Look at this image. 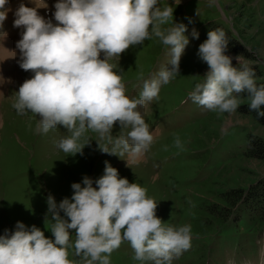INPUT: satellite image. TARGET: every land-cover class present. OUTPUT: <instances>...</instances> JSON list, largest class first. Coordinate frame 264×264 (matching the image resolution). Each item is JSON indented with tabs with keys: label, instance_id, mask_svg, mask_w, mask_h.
I'll use <instances>...</instances> for the list:
<instances>
[{
	"label": "clouds",
	"instance_id": "1",
	"mask_svg": "<svg viewBox=\"0 0 264 264\" xmlns=\"http://www.w3.org/2000/svg\"><path fill=\"white\" fill-rule=\"evenodd\" d=\"M213 2L209 0L210 5ZM8 3L0 0V61L16 57V51L2 44L8 35L4 22L12 11ZM34 5L21 2L13 13V27L23 29L15 45L18 64L33 75L15 92L12 108L21 116H39L36 134H47L58 126L66 129L70 135L61 138L57 147L67 156L83 155L91 141L87 133L94 132L107 140L103 148L98 147L101 152L116 155L118 151L121 156L127 154L129 161H138L154 143V133L138 109L158 99L161 86L179 75L189 44L186 26L173 21L174 7L161 0H57L54 24L37 11L48 8L45 0ZM192 37L198 38L195 30ZM153 38L170 48L171 67L153 78H145L141 70L142 90L138 98H130L122 76L114 70L117 64L111 61ZM227 45L222 29L208 31L197 53L208 71L188 99L209 111L233 114L241 105L237 94L247 92L250 109L264 116L259 111L264 86H257L249 65L232 66V57L225 54ZM10 82L0 77V85ZM115 124L130 130L114 138ZM174 146L183 150L178 137ZM93 183L87 176L83 186L72 183L71 198L59 204L48 196L46 217L51 216L54 240L35 225L28 228L19 221L11 233L5 230L0 236V264H111L112 252L124 241L134 251L133 260L141 264H172L190 248L191 226L165 225L156 215L154 198L139 184L120 178L116 168L105 162L104 174L95 180V187ZM72 231L74 245H70ZM70 246L78 260L69 259Z\"/></svg>",
	"mask_w": 264,
	"mask_h": 264
},
{
	"label": "rangeland",
	"instance_id": "2",
	"mask_svg": "<svg viewBox=\"0 0 264 264\" xmlns=\"http://www.w3.org/2000/svg\"><path fill=\"white\" fill-rule=\"evenodd\" d=\"M21 2L25 6L31 4L29 0L12 1V11L4 22L8 35L2 41L4 48L16 51V57L0 61V65L9 63L10 73L16 71L18 75L13 84L0 85L3 93L0 96V236L5 235V230L11 233L19 221L28 228L35 225L46 238L54 240L50 232L51 216L46 217L48 196L57 204L64 198L70 199L71 184L83 186L85 176L93 180L95 187V180L104 174L107 162L117 169L120 178L147 190V195L157 202V217L165 225L191 226V246L174 258L172 264H264V234L258 237L229 223L221 229L210 225L207 231L198 232L202 226L195 225L202 216L199 212L203 211L204 202L221 203V193L231 188L247 189L264 177V159L248 158L245 154L247 135L252 133L264 138V127L251 116L240 114L238 108L233 114L212 112L188 99L195 83L202 82L208 71L197 53L199 45L207 39L211 21L226 27L223 28L251 53L254 57L251 62L259 66L264 80V0H214L211 5L209 0H161V4L167 2L174 7L173 21L186 26L189 44L180 60L179 75L161 86L158 99L138 109L154 133V143L136 162L129 161L127 154L119 155L118 151L117 156L101 152L99 148L107 140L94 132L87 133L91 141L84 147L83 155L67 156L57 147L61 138L70 135L66 129L58 126L47 134H36L39 116L31 113L21 116L12 108L15 92L33 75L19 67V50L15 48L23 29L13 27V13ZM33 2L37 6L41 4L40 0ZM56 2L45 0L48 8L37 9L54 24L52 13ZM193 30L198 38L192 37ZM225 54L232 57V62L250 61L232 52ZM170 60V48L153 38L129 48L120 59L111 62L117 64L114 70L122 76L126 94L138 98L142 90V81L138 80L140 71L145 78L158 77L162 69L171 67ZM129 130L115 124L111 134L115 138L126 135ZM177 137L183 150L174 146ZM108 147L111 151L112 145ZM240 213L242 218H247V210L234 207L228 219ZM60 215L63 217L62 212ZM74 241L72 231L70 245ZM68 251L69 259H79L74 256V247L70 246ZM133 256V249L124 241L112 252L110 261L111 264H141Z\"/></svg>",
	"mask_w": 264,
	"mask_h": 264
},
{
	"label": "trees",
	"instance_id": "3",
	"mask_svg": "<svg viewBox=\"0 0 264 264\" xmlns=\"http://www.w3.org/2000/svg\"><path fill=\"white\" fill-rule=\"evenodd\" d=\"M210 30H215L217 28L222 29L228 39V45L226 52H232L237 56H242L247 60V63H237L232 62V66L240 69L242 65L247 64L255 72V80L257 86H264V80L262 78V71L259 66L252 63L251 60L254 59L251 53L242 46L232 35L231 32L225 30L226 27L220 25L215 21L208 23ZM225 29H224V28ZM240 100H245L238 107V112L242 115L251 116L252 119L262 127H264V116H258L257 110H252L249 107L250 99L247 92H242L237 94ZM259 111L264 112V105H261ZM245 154L248 158L264 159V138L252 133L247 135V147ZM221 203L209 204L203 203V211L201 213V218L195 225H201L198 232H205L208 230V226H215L217 229L222 228L227 223L241 226L242 230L248 231L250 233H256L258 237L264 234V177L259 178L255 183L250 185L247 189L242 188H231L226 190V192L221 193L219 198ZM240 209V211L247 210V218H242V215H236L232 220L228 219V215L232 208ZM204 214V215H203ZM236 228V227H235ZM205 230V231H204ZM237 230V229H236ZM263 232V233H262Z\"/></svg>",
	"mask_w": 264,
	"mask_h": 264
},
{
	"label": "bare ground",
	"instance_id": "4",
	"mask_svg": "<svg viewBox=\"0 0 264 264\" xmlns=\"http://www.w3.org/2000/svg\"><path fill=\"white\" fill-rule=\"evenodd\" d=\"M12 1H17V0H9V3H8V7L11 9V6L13 7V5H12ZM30 1V0H29ZM27 2H28V0H27ZM34 4H30L29 6H27V7H34L33 6ZM4 61V60H3ZM5 62V61H4ZM5 66H6V68H5ZM9 63H2V65H0V76L2 77V76H4L3 78L5 79V80H9L10 79V81L12 82V84H13V80L15 79V80H17V78H18V75H17V72L16 71H14L13 73H10V69H9ZM10 74H9V73ZM6 76V77H5ZM1 88V87H0ZM0 91H1V89H0Z\"/></svg>",
	"mask_w": 264,
	"mask_h": 264
}]
</instances>
